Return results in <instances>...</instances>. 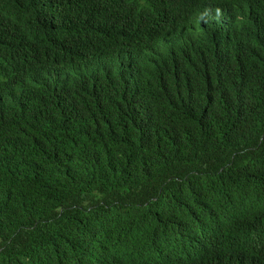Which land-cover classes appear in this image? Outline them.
Wrapping results in <instances>:
<instances>
[{
    "label": "trees",
    "instance_id": "16d2710c",
    "mask_svg": "<svg viewBox=\"0 0 264 264\" xmlns=\"http://www.w3.org/2000/svg\"><path fill=\"white\" fill-rule=\"evenodd\" d=\"M0 264H264V0H0Z\"/></svg>",
    "mask_w": 264,
    "mask_h": 264
}]
</instances>
